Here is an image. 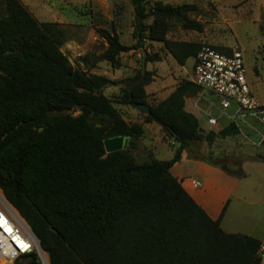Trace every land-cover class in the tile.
Returning <instances> with one entry per match:
<instances>
[{
	"label": "trees",
	"instance_id": "1",
	"mask_svg": "<svg viewBox=\"0 0 264 264\" xmlns=\"http://www.w3.org/2000/svg\"><path fill=\"white\" fill-rule=\"evenodd\" d=\"M134 42L100 29L106 49L94 61L119 65L118 54L144 49L145 61H158L145 42H161L183 65L203 45L170 40L172 23L202 31L190 17L194 3L173 5L130 0ZM0 16V189L27 222L48 256V264H256L260 238L226 232L220 217L210 218L170 172L186 151L228 174L241 177L214 158L192 154V145L217 135L236 134L231 124L206 132L184 107L200 88L190 79L154 104L146 101L152 73L139 69L120 80L75 68L60 50L63 29L38 21L19 0H4ZM151 15L152 21L145 23ZM229 54V49L209 46ZM86 62V57L82 59ZM121 85V104L149 106L142 123H129L102 89ZM78 111L77 114L74 112ZM155 122L177 146L169 159L151 151L137 161L131 148L144 124ZM42 127L41 130H38ZM128 137L125 148L106 152L104 139ZM264 149V147H263ZM245 157V156H244ZM264 163V151L245 157ZM14 264H43L35 253ZM19 258V259H21Z\"/></svg>",
	"mask_w": 264,
	"mask_h": 264
},
{
	"label": "rangeland",
	"instance_id": "2",
	"mask_svg": "<svg viewBox=\"0 0 264 264\" xmlns=\"http://www.w3.org/2000/svg\"><path fill=\"white\" fill-rule=\"evenodd\" d=\"M28 12L38 21L57 22L63 29L64 43L60 50L67 56L69 62L87 74L105 75L114 80H120L136 73L142 68L144 49H134L118 54L119 65L112 66L107 60L94 61L107 46L101 36L100 29L109 32L114 30L121 43L130 45L134 42L132 30L134 11L130 0H19ZM157 0H145L146 8ZM173 5L194 3L197 10L189 12L188 17L199 21L202 31L183 29L172 23L166 34L170 40L195 41L202 45L229 49L230 52L239 48L242 50L247 79L257 99L264 102V0H160ZM5 14L4 0H0V16ZM152 16L145 18L149 24ZM149 54L157 53L158 61H145L142 69L152 73L151 82L146 86V101L154 104L171 92L182 79H191L192 58L183 65L176 62L161 42H145ZM83 56L86 57L84 62ZM145 56V55H144ZM119 83L103 87L102 92L111 100L118 112L129 123H142L143 113L128 104L118 101L121 97ZM198 93L194 95L196 98ZM208 99H210L208 97ZM192 101V99H191ZM196 109L192 111L201 117V109H209V103L203 99L192 101ZM211 108V107H210ZM214 112V111H213ZM78 111L74 112L77 114ZM224 122L221 124L223 125ZM202 128L217 132L221 126L201 123ZM145 131L131 148L137 161L146 158L147 151H151L158 159H168L173 154L177 144H172V138L166 137L160 126L155 122L144 124ZM142 139L147 141L142 142ZM152 141V144H150ZM146 143V145H145ZM150 144V145H149ZM128 145V142H127ZM126 145V147H127ZM263 147L251 146L242 135L236 134L225 137L217 135L213 140H200L192 145V154L201 157L214 158L229 170L238 173L235 164L248 161L242 168L240 191L252 199L264 198V169L260 161L246 160L245 157L263 152ZM245 156V157H244ZM235 215L242 206L233 205ZM233 216V217H235ZM232 217V218H233ZM247 223L249 221L248 218ZM41 259L48 264V256L43 251ZM24 263L23 258L17 259ZM2 264V262H0Z\"/></svg>",
	"mask_w": 264,
	"mask_h": 264
},
{
	"label": "built area",
	"instance_id": "3",
	"mask_svg": "<svg viewBox=\"0 0 264 264\" xmlns=\"http://www.w3.org/2000/svg\"><path fill=\"white\" fill-rule=\"evenodd\" d=\"M192 60L190 80L200 88L195 102L203 99L210 104L209 109H201L200 124L219 126L223 120V125L234 126L251 146L264 147V102L257 99L247 79L242 50L235 48L226 54L203 45ZM170 142L175 144L173 139ZM31 253L43 262L38 238L0 189V262L14 264ZM256 258V264H264V237Z\"/></svg>",
	"mask_w": 264,
	"mask_h": 264
},
{
	"label": "crops",
	"instance_id": "4",
	"mask_svg": "<svg viewBox=\"0 0 264 264\" xmlns=\"http://www.w3.org/2000/svg\"><path fill=\"white\" fill-rule=\"evenodd\" d=\"M193 97L185 99L184 107L197 116L191 109H196L192 103ZM223 122L221 120V124ZM142 142L147 143L143 139ZM247 162H243V169ZM261 164L260 170L264 169V163ZM170 172L210 218L221 216L220 226L224 231L239 232L260 239L264 237V198L252 199L242 195L240 177L228 174L204 160L190 158L185 150L180 153V159L172 164ZM197 181L199 184H196ZM235 203L242 206L236 216L231 214ZM246 218L249 219L248 223Z\"/></svg>",
	"mask_w": 264,
	"mask_h": 264
},
{
	"label": "water",
	"instance_id": "5",
	"mask_svg": "<svg viewBox=\"0 0 264 264\" xmlns=\"http://www.w3.org/2000/svg\"><path fill=\"white\" fill-rule=\"evenodd\" d=\"M144 52L142 57V68L144 67ZM131 106L136 108L139 112L148 114L149 113V106L144 103H136L132 102ZM42 127H39L38 130H41ZM128 142V137L125 136H114L104 139L103 145L106 152H111L114 150H119L125 148ZM43 263V262H42ZM44 264V263H43Z\"/></svg>",
	"mask_w": 264,
	"mask_h": 264
},
{
	"label": "bare ground",
	"instance_id": "6",
	"mask_svg": "<svg viewBox=\"0 0 264 264\" xmlns=\"http://www.w3.org/2000/svg\"><path fill=\"white\" fill-rule=\"evenodd\" d=\"M46 264V263H45Z\"/></svg>",
	"mask_w": 264,
	"mask_h": 264
}]
</instances>
